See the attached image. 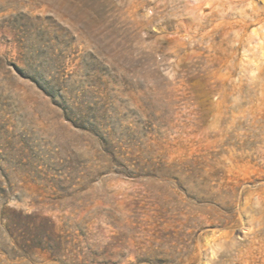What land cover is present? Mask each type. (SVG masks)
<instances>
[{"label": "rangeland", "instance_id": "1", "mask_svg": "<svg viewBox=\"0 0 264 264\" xmlns=\"http://www.w3.org/2000/svg\"><path fill=\"white\" fill-rule=\"evenodd\" d=\"M0 264H264V0H0Z\"/></svg>", "mask_w": 264, "mask_h": 264}, {"label": "trees", "instance_id": "2", "mask_svg": "<svg viewBox=\"0 0 264 264\" xmlns=\"http://www.w3.org/2000/svg\"><path fill=\"white\" fill-rule=\"evenodd\" d=\"M42 90L44 91V93H46V95H48L52 99H55V95H53V93H49V91H47V89H42ZM76 110H77L76 115H72V116L67 115V111H66V118H68V120L70 122H72L74 125H76L78 128H80L82 130H86V131L89 130V129H87V127H85L86 126L85 125L86 119H85V116L83 115V112L79 108L76 109ZM75 119H76V122L74 121ZM100 142H101V145L103 147L104 152L112 157L113 163H115L117 166L123 168V170H124V171H122V172H124L123 174H128L130 176L134 175V174H138L137 172L135 173L134 171H128L129 169H128V167L126 165H122L121 163L118 162L120 154H118V153H116L114 151L113 152L110 151L111 150L110 148H112L111 141H109L107 139H104V138H101ZM22 220H23L22 216H17L14 219H12V218L9 219L8 229L9 230H13L12 234L13 233L14 234H18L22 230V227H21V221ZM47 231L48 232L47 233L45 232V235H43V236H45V238L50 239L49 236L46 235V234H50V229H47ZM19 237H21V235H19ZM59 247H60V245L58 243H56V248H59ZM45 250L50 251L51 256L53 258H58L59 256L60 257L62 256L61 255V250L62 249H45Z\"/></svg>", "mask_w": 264, "mask_h": 264}]
</instances>
